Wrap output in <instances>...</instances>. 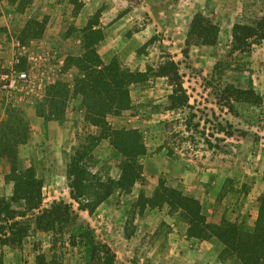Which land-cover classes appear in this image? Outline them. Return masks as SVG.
Listing matches in <instances>:
<instances>
[{
	"label": "rangeland",
	"instance_id": "rangeland-1",
	"mask_svg": "<svg viewBox=\"0 0 264 264\" xmlns=\"http://www.w3.org/2000/svg\"><path fill=\"white\" fill-rule=\"evenodd\" d=\"M197 11L218 25V37L191 45L184 56L188 24ZM263 15L264 0H32L18 13L0 1V27L5 28L0 32V76L25 71L27 80L20 83L33 78V85L44 86L62 80L72 88L78 72L69 61L65 66L66 59L89 49L103 62L115 60L123 68L147 73L129 85L131 108L105 116L113 127L140 130L146 148L137 157L141 177L130 191L115 192L92 213L71 198L65 174L81 136L97 130L83 120L82 96L58 97L60 119L47 123L34 107L25 108L31 135L16 146L11 160L20 169L34 166L43 179L40 208L53 202L71 206L67 224L39 230L34 222L39 209L26 211L23 200L12 199L13 180L4 176L12 162L3 157L0 135V231L5 230L0 233V264H103L105 258L113 264H241L222 254L225 244L211 226L231 222L246 239L264 199V40L246 51L231 49L232 24ZM29 18L39 24L22 29ZM15 36L24 42L12 43ZM17 46L25 55L12 65L7 55ZM47 50L64 64L62 70H39ZM175 73L188 101L170 109L172 86L166 74ZM232 87L252 88L261 99H238ZM111 142L100 139L89 164L92 171L116 177L118 155ZM156 188H162L160 198L153 196ZM163 188L192 199L199 222L190 223L181 207L172 209ZM141 194L155 200L142 201ZM137 200L145 204L137 205ZM11 209L25 210L15 220L29 224L20 243L4 239ZM126 229L133 231L130 237ZM94 245L104 246L103 260L90 257Z\"/></svg>",
	"mask_w": 264,
	"mask_h": 264
},
{
	"label": "trees",
	"instance_id": "trees-1",
	"mask_svg": "<svg viewBox=\"0 0 264 264\" xmlns=\"http://www.w3.org/2000/svg\"><path fill=\"white\" fill-rule=\"evenodd\" d=\"M7 3L13 12H23L32 0H0ZM39 24L34 19H28L22 29L31 28ZM5 28L0 27V32ZM23 31V30H22ZM21 31V34H22ZM219 27L202 11L195 12L188 24L185 36L186 48L183 55L187 56L188 48L191 45L209 44L218 37ZM21 37V35H20ZM20 37L13 38L12 43ZM19 39V40H18ZM264 40V15L255 18L249 23L234 22L231 27V49L246 51L254 44ZM9 45V43H8ZM11 50V49H10ZM15 52L7 55L11 57V64L16 65L23 60V54L17 46ZM6 54V52H5ZM4 54V56H5ZM45 58L41 61L44 65L39 70H62L68 61L77 68L78 75L74 78V83L68 88L67 83L48 81L36 92H31L30 86H25L23 90H5L0 87V101L4 104L3 113H0V135L3 140V151L6 163L12 162L11 168L4 175L5 179L13 180L12 199L23 200L26 211L39 209L35 214L34 222L37 229L49 231L54 229V225L67 224L73 210L71 206L64 202H53L50 208H40L43 200L42 186L43 179L37 176L35 167L24 165L22 168L14 167V160H11L15 148L23 144L31 135L30 123L26 117V107H34L37 115L46 120L52 118L60 119L61 111L56 108L58 97H67L69 93L74 97L82 96L80 106L83 109V120L97 128L96 132H88L81 136V140L68 158L66 164V178L70 187V195L78 204L79 209L92 213L107 198L115 192H128L132 185L141 177V164L138 163V155L145 153V145L140 140L141 132L138 128L128 126H111L106 120L107 114L120 115L131 108V98L129 85L146 78V72L131 71L123 68L115 60L103 62L94 49L84 51L83 54L70 56L64 64H59L58 59L51 58L50 51L43 53ZM3 56V57H4ZM4 59V58H3ZM7 59V58H6ZM4 59V61L6 60ZM168 65L175 68L173 60L166 61ZM54 63V64H53ZM64 63V62H63ZM46 64V65H45ZM0 65H2L0 63ZM98 65V67H96ZM164 70L168 68L162 65ZM176 70V69H175ZM49 76V74H45ZM169 84L172 86L168 94V108L178 109L187 104V96L182 81L177 76L166 74ZM48 85V86H47ZM71 89V90H70ZM231 93L236 98L244 101L259 102L261 96L254 89L231 88ZM110 138L111 144L116 155H118V174L116 177L111 175H101L90 169L92 150L97 142L102 138ZM116 138V141H114ZM10 159V160H9ZM9 160V161H8ZM162 188H157L153 192L154 198H160L158 192ZM164 189V188H163ZM169 192L168 203L171 208L181 207L190 223L199 222L198 215L194 210L195 205L192 199L182 196L173 190L164 189ZM161 195V194H160ZM138 198H144L152 202V198H147L142 194ZM137 205L143 206L145 202L137 200ZM2 203L0 204V208ZM2 212V210H0ZM1 214V213H0ZM26 215L25 210L11 209L6 216V220H12L8 232L4 234L5 240L21 242L22 237L27 235L29 224L20 225L21 221L15 220L18 216ZM59 222V224H58ZM17 227V228H16ZM214 234L221 240L225 247L222 254H229L236 258L241 264H264V199L259 206L257 223L254 229L246 234V239L242 238L239 229L231 222L225 221L214 226ZM5 231L1 229L0 233ZM132 230L126 229V237H130ZM71 245H75L74 237L71 238ZM104 246L94 245L91 249V258L103 260L100 256ZM103 264H113L111 258H105Z\"/></svg>",
	"mask_w": 264,
	"mask_h": 264
},
{
	"label": "built area",
	"instance_id": "built-area-1",
	"mask_svg": "<svg viewBox=\"0 0 264 264\" xmlns=\"http://www.w3.org/2000/svg\"><path fill=\"white\" fill-rule=\"evenodd\" d=\"M14 70H9L7 72L1 73V80H0V87H2L5 90H15V91H20L23 90V88L25 86H30V91L32 92L36 87H38V89L42 88L43 86H41V84L38 83V81H35L38 83V86H35L32 84V79H30L29 82H22L20 83L19 81H25L27 80V74L25 71H19L14 73ZM20 90H16L18 87H20ZM37 90H35L34 92H36Z\"/></svg>",
	"mask_w": 264,
	"mask_h": 264
}]
</instances>
